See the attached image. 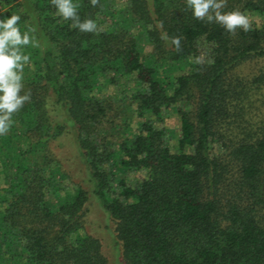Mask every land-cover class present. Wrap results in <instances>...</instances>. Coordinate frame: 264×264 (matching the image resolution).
Here are the masks:
<instances>
[{"label":"trees","instance_id":"obj_1","mask_svg":"<svg viewBox=\"0 0 264 264\" xmlns=\"http://www.w3.org/2000/svg\"><path fill=\"white\" fill-rule=\"evenodd\" d=\"M113 1L73 0L97 23L82 32L52 0H0L37 41L21 46L30 99L0 134V264H108L86 229L92 198L120 264H264V0H224L258 18L234 33L186 0ZM123 78L121 122L126 102L105 89ZM69 134L88 187L55 151Z\"/></svg>","mask_w":264,"mask_h":264},{"label":"clouds","instance_id":"obj_2","mask_svg":"<svg viewBox=\"0 0 264 264\" xmlns=\"http://www.w3.org/2000/svg\"><path fill=\"white\" fill-rule=\"evenodd\" d=\"M52 3L62 18L72 20L71 27L78 28L82 32L96 31V21L90 18L81 20L73 0H52ZM91 3L95 5L97 0H91ZM186 3L195 18L206 17L209 22L214 20L230 33H234L237 28L245 32L249 31V18L244 12L220 11L224 0H186ZM20 19V15L15 13L0 19V134L8 131L13 123L12 114L30 99L27 92L20 94L23 87V68L29 62V55L22 51L21 46L31 44L35 47L37 41L30 35L33 29L21 31L18 24ZM161 38L168 39L167 34H162ZM172 43L178 47L179 38L173 37Z\"/></svg>","mask_w":264,"mask_h":264},{"label":"rangeland","instance_id":"obj_3","mask_svg":"<svg viewBox=\"0 0 264 264\" xmlns=\"http://www.w3.org/2000/svg\"><path fill=\"white\" fill-rule=\"evenodd\" d=\"M113 4L122 6L124 0H114ZM258 21L257 17H249L250 24ZM145 51H150L151 46L148 43L144 44ZM133 83L129 78L120 79L118 85H111L106 87L107 93H112L114 96H118L125 100V105L120 110L121 122H124L126 118L131 117V111L129 109V101L127 92L131 89ZM105 92V93H106ZM137 118H133L132 129H135ZM165 125L175 134L179 129V119L175 112L169 111L165 115ZM55 151L62 162L65 171L69 174L70 182H76L82 184L84 187H88L86 172V166L81 156L78 154L75 139L73 134L64 136L57 144ZM140 173L132 175V178L140 177ZM135 179V178H134ZM86 229L89 233L99 238L102 244V250L108 259V264H120L119 263V250L115 247L113 236V223L104 213L95 199H91L88 204V214L86 218Z\"/></svg>","mask_w":264,"mask_h":264}]
</instances>
